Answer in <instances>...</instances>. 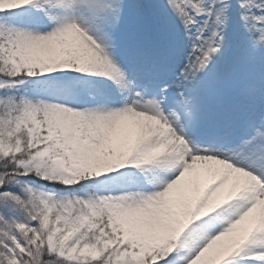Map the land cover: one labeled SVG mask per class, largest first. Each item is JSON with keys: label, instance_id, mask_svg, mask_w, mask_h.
Instances as JSON below:
<instances>
[{"label": "snow or ice", "instance_id": "snow-or-ice-1", "mask_svg": "<svg viewBox=\"0 0 264 264\" xmlns=\"http://www.w3.org/2000/svg\"><path fill=\"white\" fill-rule=\"evenodd\" d=\"M0 264H264V0H0Z\"/></svg>", "mask_w": 264, "mask_h": 264}]
</instances>
